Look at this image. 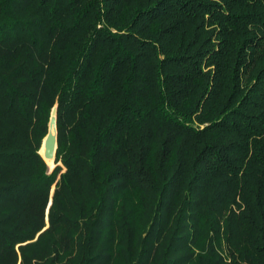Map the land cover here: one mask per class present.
<instances>
[{
  "label": "trees",
  "instance_id": "1",
  "mask_svg": "<svg viewBox=\"0 0 264 264\" xmlns=\"http://www.w3.org/2000/svg\"><path fill=\"white\" fill-rule=\"evenodd\" d=\"M0 264H264V0H0Z\"/></svg>",
  "mask_w": 264,
  "mask_h": 264
},
{
  "label": "water",
  "instance_id": "2",
  "mask_svg": "<svg viewBox=\"0 0 264 264\" xmlns=\"http://www.w3.org/2000/svg\"><path fill=\"white\" fill-rule=\"evenodd\" d=\"M57 110L56 108L53 110L52 118L49 124V133L45 138L42 147L44 146L45 152L42 155L44 160L47 163V160H54L56 159V152H57V117H56ZM54 130V131H53Z\"/></svg>",
  "mask_w": 264,
  "mask_h": 264
},
{
  "label": "rangeland",
  "instance_id": "3",
  "mask_svg": "<svg viewBox=\"0 0 264 264\" xmlns=\"http://www.w3.org/2000/svg\"><path fill=\"white\" fill-rule=\"evenodd\" d=\"M44 152H45V148H44V146H43V147L41 148V154L43 155ZM47 164H48L50 170H53V169H54V167H55V162H54V160H47Z\"/></svg>",
  "mask_w": 264,
  "mask_h": 264
}]
</instances>
